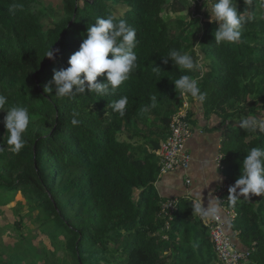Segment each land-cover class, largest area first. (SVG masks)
Instances as JSON below:
<instances>
[{
    "label": "trees",
    "instance_id": "16d2710c",
    "mask_svg": "<svg viewBox=\"0 0 264 264\" xmlns=\"http://www.w3.org/2000/svg\"><path fill=\"white\" fill-rule=\"evenodd\" d=\"M169 3L61 0L63 13L57 18L55 8L40 0H0V94L7 97L6 108L26 107L31 117L25 146L14 152L7 144L6 112L0 111V192L22 193L33 209L41 210L43 224L52 223L66 236L75 264H222L210 229L195 216L188 198L179 200L166 231L169 241L161 238L166 199L157 188L162 178L157 152L172 115L184 105L186 94L175 89V80L182 75L197 79L201 69L164 62L173 49L186 52L164 19ZM119 6L122 11L116 12ZM236 7L245 21L241 39L217 43L216 25L209 24L201 41L208 71L198 83L206 93L205 115L216 114L230 125L221 148L230 187L241 175L248 151L264 147L259 127L264 121V0H236ZM109 16L136 30L137 61L129 79L104 96L55 95L54 73L69 67L88 27ZM51 48L49 59L45 56ZM98 82H107L106 73ZM124 96L129 103L121 117L111 104ZM74 112L77 125L71 123ZM192 114L187 111L191 124ZM248 117L256 118L255 130L241 128ZM156 122L165 126L162 141L146 130ZM234 195H225L227 207L237 213L230 230L239 232L248 250L246 264H264V196H240L234 203ZM35 252L33 247L5 248L0 264H38L41 259L52 264L46 254Z\"/></svg>",
    "mask_w": 264,
    "mask_h": 264
},
{
    "label": "clouds",
    "instance_id": "9594fccd",
    "mask_svg": "<svg viewBox=\"0 0 264 264\" xmlns=\"http://www.w3.org/2000/svg\"><path fill=\"white\" fill-rule=\"evenodd\" d=\"M250 3L251 0H248ZM205 10V9H204ZM210 15V22L215 23L214 38L217 43H236L240 41L244 17L236 7V0H213L211 6L205 10ZM138 40L136 30L128 25L125 20L115 22L113 17L98 18L87 29V36L83 39L78 51L71 55L69 67L57 71L53 75L52 83L55 85V95L59 97H75L79 94L95 92L98 96L114 93L125 81H127L136 67ZM111 55V58H109ZM52 48L46 56L52 59ZM171 60L173 65L184 70H195L199 65L194 62L189 54H182L173 49L165 58V63ZM158 70H161L157 68ZM106 73L107 82H98V77ZM175 89L190 95L203 103L206 93L202 92L198 81L189 75H182L174 82ZM45 92L50 93L51 87H45ZM156 97H153L155 100ZM128 97H121L114 101L111 107L114 112L123 117L128 105ZM7 97L0 94V111H5L4 126L8 133L7 144L12 146V151L19 152L25 146L24 133L30 123L31 117L26 107L13 106L6 108ZM73 113L71 123H80ZM257 120L254 117L245 118L241 122V128L255 130ZM259 127L264 129V121H260ZM3 149L0 148V151ZM219 179V177H216ZM239 190V192H237ZM236 202L240 196L249 200L252 196H264V147H253L246 154L242 163L241 175L235 185L229 189ZM196 211L203 215L212 216L218 211L216 200L209 202L207 209L197 207Z\"/></svg>",
    "mask_w": 264,
    "mask_h": 264
},
{
    "label": "rangeland",
    "instance_id": "374dc122",
    "mask_svg": "<svg viewBox=\"0 0 264 264\" xmlns=\"http://www.w3.org/2000/svg\"><path fill=\"white\" fill-rule=\"evenodd\" d=\"M40 1L47 7L55 8L57 18L62 16L61 0ZM212 2L213 0H170L163 12L164 19L170 28L180 35L186 47L185 53L193 58L194 62L199 65V69L201 68L200 76L196 79L198 83L208 71L206 65H209V62L202 51L201 41L209 24L212 23L209 13L205 11ZM116 9V12L122 11L120 6ZM259 113L261 115V112ZM121 139L128 141L123 136ZM135 195L137 198L139 192ZM44 220L45 217H42L41 210L33 209L22 193L13 195L1 191L0 253L8 247L12 248V251L24 247H33L36 250V255L37 253L46 254L52 264H75L67 251L66 236L58 232L52 223L43 224ZM166 231L165 229L161 233V238L168 242L169 236L166 235ZM44 262L45 260L41 259L38 264H44ZM112 264H116V262ZM169 264H173V262Z\"/></svg>",
    "mask_w": 264,
    "mask_h": 264
},
{
    "label": "crops",
    "instance_id": "0c3cea01",
    "mask_svg": "<svg viewBox=\"0 0 264 264\" xmlns=\"http://www.w3.org/2000/svg\"><path fill=\"white\" fill-rule=\"evenodd\" d=\"M187 104V111L192 114V124L194 126V134L188 141L186 148L191 154V164L188 170H179L162 175L157 183V188L163 199H185L188 198L194 206L199 205L205 210L210 201L216 200L215 193L225 183H228L225 172V164L221 152L224 139V132L228 129L229 122L222 123V119L216 114L209 117L205 115L202 109V103L186 95L184 103ZM183 108V107H181ZM147 133L162 141L165 136V126L161 123L153 124ZM216 177H219L217 179ZM168 199V200H167ZM217 202V200H216ZM218 204V213L223 219L226 214ZM195 216H199L196 211ZM207 219L211 216L204 215ZM227 223V233L232 238L236 249L241 253H247V248L239 239V232H232L230 225Z\"/></svg>",
    "mask_w": 264,
    "mask_h": 264
},
{
    "label": "built area",
    "instance_id": "2783aa9c",
    "mask_svg": "<svg viewBox=\"0 0 264 264\" xmlns=\"http://www.w3.org/2000/svg\"><path fill=\"white\" fill-rule=\"evenodd\" d=\"M187 95V94H186ZM184 95V97H186ZM188 105L185 103L183 108L172 115L169 123L167 134L161 143V148L157 152L160 158L161 174H167L179 170H188L191 164V154L188 152L186 145L194 134V130L187 115ZM222 160V157L221 159ZM229 183H225L215 193V199L226 214L223 219L220 213L212 215L207 219L201 212L199 217L210 229V235L213 241L214 250L222 264H246L248 253L239 252L227 233L228 221L234 222L237 213L227 207L225 195L230 189ZM199 205H196V209ZM179 209V200L171 199L162 204L161 218L165 221L162 229L170 230L171 222Z\"/></svg>",
    "mask_w": 264,
    "mask_h": 264
}]
</instances>
